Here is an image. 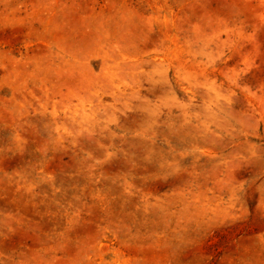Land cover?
I'll return each instance as SVG.
<instances>
[{"label":"rangeland","instance_id":"374dc122","mask_svg":"<svg viewBox=\"0 0 264 264\" xmlns=\"http://www.w3.org/2000/svg\"><path fill=\"white\" fill-rule=\"evenodd\" d=\"M0 264H264V0H0Z\"/></svg>","mask_w":264,"mask_h":264}]
</instances>
